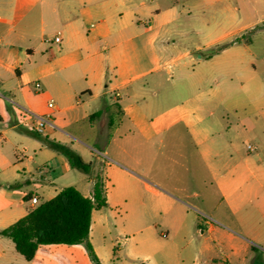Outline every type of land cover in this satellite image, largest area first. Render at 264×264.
Wrapping results in <instances>:
<instances>
[{
	"label": "crops",
	"instance_id": "0c3cea01",
	"mask_svg": "<svg viewBox=\"0 0 264 264\" xmlns=\"http://www.w3.org/2000/svg\"><path fill=\"white\" fill-rule=\"evenodd\" d=\"M0 11V231L27 215L31 207L30 201L25 202L28 195L44 202L68 187L59 188L56 182L75 168L52 143L70 147L82 159L89 155L88 150L93 151L92 144L99 145L107 157L105 175L109 178L122 171L120 159L133 154L136 130L144 134L148 156L158 164L163 162L172 177L168 195L156 192L157 195L170 202L176 200V193L184 192L178 185L183 181L177 175L192 171L198 179V173H204L198 162H207L211 178H203L201 183H209L213 189L207 192L209 198H216L213 212L235 225L259 222L245 211L255 200V209L264 219L262 165L250 157L236 162L237 147L232 143L229 161L221 166L219 149L223 143L218 140L216 166L211 164L212 130L199 126L200 118L194 111L180 107L175 115L166 111L150 124H139L138 95L131 86L143 75L133 74L146 47L136 42V21L151 18L157 22L151 29L160 27L159 37L167 43L169 24L176 15L173 9L161 6L159 0H0ZM58 34L60 42L55 41ZM47 43H51L48 48ZM147 43L154 45L153 35ZM46 49L48 54L44 56ZM166 51L167 47L162 46L160 53ZM162 58L160 55L156 60ZM31 66L38 72L37 79L31 82L33 89L25 79ZM154 70L162 69L159 66ZM36 82L41 84L39 90L34 87ZM258 90L260 95L246 90L226 105L225 112L237 120V127L243 125L252 131V107L254 101L256 106L262 103L264 86ZM49 103L54 108H49ZM25 110L50 115L51 126L44 135L31 134L29 126L33 128V122ZM125 118L131 124L125 125ZM219 130L216 128V135L223 132ZM257 131L262 138L264 130L260 127ZM72 140L81 147L77 148ZM106 178L103 176L108 201ZM92 192L93 188L82 194L91 197ZM191 196L199 195L194 192ZM225 210L235 220L228 218ZM210 231L215 232V228ZM263 234L256 233L262 243ZM214 243L215 248L225 250L223 241L214 238ZM44 246L52 245L40 246L34 259L28 261L10 239L0 235V264H33ZM230 251L232 256L241 254L235 246ZM202 263L216 264V258L209 256Z\"/></svg>",
	"mask_w": 264,
	"mask_h": 264
},
{
	"label": "rangeland",
	"instance_id": "374dc122",
	"mask_svg": "<svg viewBox=\"0 0 264 264\" xmlns=\"http://www.w3.org/2000/svg\"><path fill=\"white\" fill-rule=\"evenodd\" d=\"M159 3L176 13L169 24L167 43L159 37L160 27L151 29L157 22L151 18L136 21V42L146 47L133 74L143 75L131 86L138 95L139 124H150L166 111L175 115L180 107L188 108L200 118L199 126L212 130L211 164L216 166L218 140L223 143L219 149L221 166L228 163L230 145L235 143L236 162L250 157L264 169L261 154L264 136L260 138L261 133H257L260 127L264 130V95L259 106L254 101L252 131L243 125L237 127V120L225 112L232 99L246 90L260 95L258 87L264 86V0H159ZM152 35L155 43L148 46L147 40ZM164 45L167 51L161 54ZM49 46L51 43H47ZM47 54L46 49L44 56ZM160 55L163 58L156 60ZM159 66L161 71L154 70ZM37 76L35 66L26 70L25 79L30 87ZM150 104L153 106L149 107ZM124 124H131L128 118ZM216 128L223 132L216 135ZM29 130L36 136L31 126ZM135 137L133 154L120 159L121 172L106 178L107 157L103 148L92 144L93 151L88 150L89 155L83 156L85 162H92V174L73 169L56 182L59 188L74 186L88 194L93 188V178L101 174L106 178L107 206L94 210L89 236L101 264H203L209 256L216 258V264H264V242L256 237L257 232H264V219L255 209V200L245 211L259 222L250 220L248 224L235 225L222 220L213 212L216 198L207 196L213 189L209 183H201L203 178H211L208 163L198 162L204 173H198V179L192 171L177 175L183 181L178 185L184 192L176 193L177 199L170 202L165 196L172 177L163 162L158 164L148 156L144 134L136 130ZM72 143L81 147L76 140ZM194 192L199 196H191ZM224 212L228 218H235L228 210ZM211 227L215 232L210 231ZM214 238L225 243L224 251L215 248ZM232 246L241 249L239 256L229 255ZM211 248L214 250L207 251ZM33 264H93V261L85 244L52 245L42 247Z\"/></svg>",
	"mask_w": 264,
	"mask_h": 264
},
{
	"label": "trees",
	"instance_id": "16d2710c",
	"mask_svg": "<svg viewBox=\"0 0 264 264\" xmlns=\"http://www.w3.org/2000/svg\"><path fill=\"white\" fill-rule=\"evenodd\" d=\"M99 114H96L98 116ZM52 147L63 153L72 168L91 175L92 163H86L70 147L52 143ZM93 180L91 197L84 196L76 187L63 188L53 199L28 207L26 216L1 230L0 235L10 239L16 251L26 260L34 259L43 245H80L85 244L93 264H101L89 241L93 211L107 206L103 176ZM32 195L25 198L29 202Z\"/></svg>",
	"mask_w": 264,
	"mask_h": 264
},
{
	"label": "built area",
	"instance_id": "2783aa9c",
	"mask_svg": "<svg viewBox=\"0 0 264 264\" xmlns=\"http://www.w3.org/2000/svg\"><path fill=\"white\" fill-rule=\"evenodd\" d=\"M55 41L56 42L61 41L60 34L57 35V37L55 38ZM34 87L39 90L41 88V84L39 82H36L34 84ZM48 106H49V108H54L53 103H49ZM25 111L32 118L34 132L39 134V135H44L47 132L48 127L51 126L50 115L49 114L37 115V114H35L29 110H25ZM248 148H249V150H253L252 146H249ZM30 203H31V207H35L36 205H38L39 200L37 197H32L30 200ZM165 236L166 235H164V237Z\"/></svg>",
	"mask_w": 264,
	"mask_h": 264
}]
</instances>
